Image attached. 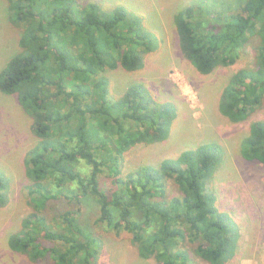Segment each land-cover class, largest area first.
<instances>
[{
    "label": "trees",
    "instance_id": "1",
    "mask_svg": "<svg viewBox=\"0 0 264 264\" xmlns=\"http://www.w3.org/2000/svg\"><path fill=\"white\" fill-rule=\"evenodd\" d=\"M7 1L21 29L20 50L0 70V91L17 97L37 139L25 161L33 210L10 235L11 249L55 264H97L103 239L80 220L83 208L96 204L94 226L127 232L140 256L155 264H194L183 248L187 240L210 264L231 261L241 226L208 190L224 158L221 144L203 143L125 172L126 153L166 140L178 115L174 102L156 100L144 84L111 97L104 73L136 71L158 48L144 18L98 1ZM213 2L222 1L193 0L175 13L179 45L197 71L211 74L256 44L253 65L231 76L219 100L225 117L242 122L264 107V0H231L222 9ZM239 152L264 164V119L251 122ZM168 180L180 195L168 193ZM11 188L0 170V206L10 202Z\"/></svg>",
    "mask_w": 264,
    "mask_h": 264
},
{
    "label": "rangeland",
    "instance_id": "2",
    "mask_svg": "<svg viewBox=\"0 0 264 264\" xmlns=\"http://www.w3.org/2000/svg\"><path fill=\"white\" fill-rule=\"evenodd\" d=\"M85 4L98 1L104 8L124 5L141 15L148 29L157 37L158 48L146 55L145 64L136 71L115 69L105 72L110 81L111 97H118L132 84H144L158 101H172L178 115L164 141L141 143L125 155V172L141 165H159L165 158H175L187 149L216 142L224 149V158L208 184L217 195L221 209L230 211L240 223L242 237L236 256L227 264H264V164L246 160L239 152L241 140L248 134L251 122L264 119V107L251 119L233 122L219 111L222 90L239 69L252 66L255 43H250L243 56L232 65L220 66L211 74H202L183 56L174 15L193 0H75ZM217 1V0H216ZM222 1L216 9L226 8L231 0ZM221 8V9H222ZM21 29L9 17V3L0 0V70L20 48ZM32 119L19 105L15 95L0 91V170L10 179V202L0 206V264H55L46 256L33 260L14 251L9 237L21 227L32 209L27 197L29 178L25 161L37 139L31 130ZM169 194L180 195L172 180L167 181ZM97 205L83 208L80 220L99 235L101 257L97 264H155V258L140 256L127 232L117 234L106 226L96 227ZM188 241V240H187ZM194 264H210L195 254V246L187 242ZM184 243V242H183ZM182 243V244H183Z\"/></svg>",
    "mask_w": 264,
    "mask_h": 264
}]
</instances>
